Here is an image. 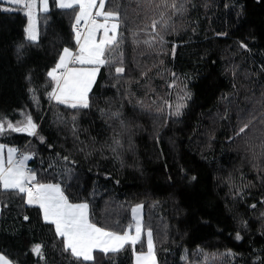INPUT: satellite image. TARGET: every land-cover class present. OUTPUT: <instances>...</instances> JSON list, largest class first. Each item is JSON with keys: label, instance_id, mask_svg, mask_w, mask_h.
<instances>
[{"label": "trees", "instance_id": "trees-1", "mask_svg": "<svg viewBox=\"0 0 264 264\" xmlns=\"http://www.w3.org/2000/svg\"><path fill=\"white\" fill-rule=\"evenodd\" d=\"M177 2L185 10L173 15L162 0H106L105 10L121 11L126 74L117 79L114 68L102 67L87 109L48 96L47 71L64 47H76L77 6L50 0L35 43L25 39L21 10L0 11V115L30 114L38 125V136L6 131L0 143L34 153L27 167L41 182L63 181L73 202L87 199L100 226L126 228L142 204L157 264H264V0ZM161 12L171 17L157 29L165 43L149 46V26ZM185 90L191 99L182 114L169 115L165 101L174 110ZM252 117L251 130L237 136ZM25 199L0 188V252L18 264H78ZM142 240L137 252L146 251ZM36 243L45 259L31 253ZM94 255L98 264H134L130 245Z\"/></svg>", "mask_w": 264, "mask_h": 264}, {"label": "snow or ice", "instance_id": "snow-or-ice-1", "mask_svg": "<svg viewBox=\"0 0 264 264\" xmlns=\"http://www.w3.org/2000/svg\"><path fill=\"white\" fill-rule=\"evenodd\" d=\"M53 2L60 9H73L74 6H78L79 11L76 12L75 22L72 25L76 47H64L55 65L47 71L51 85L48 96L49 99L72 109H87L90 107L89 94L102 67H108L110 70L114 68L117 79L126 74L124 54L121 51L123 40L120 34L121 11L119 6L116 10H105L106 0H53ZM6 4L12 7H5ZM162 5L170 9L173 15L185 10L184 4L178 3L177 0H171V3H168V0H162ZM20 6L26 10L25 15L28 20L24 29L25 39L29 43L38 42L39 15L50 12V0H0V11L11 12ZM156 7H161V4ZM225 7L229 5L226 4ZM242 14L241 6V11L237 13V16ZM170 20L171 17L165 18L164 12L160 13V19H153L149 26L151 29L149 39L144 43L149 46L157 42L163 45L164 37L157 29L159 26L160 29L166 30L170 26ZM98 33L102 35L98 36ZM136 35L137 33L134 32L133 37ZM218 35L227 34L219 33ZM240 47L248 49V45L242 41ZM24 48L23 43L17 46L18 59ZM172 53L175 54V46L172 48ZM172 76L175 77V73H172ZM175 86L176 80L173 79L169 87ZM30 91L34 90L30 89ZM189 99H191V93L185 90L184 94L178 97L179 102L174 106V110H172L173 105L165 101V105L170 110L169 115L180 116ZM113 116L118 118L119 113H113ZM255 119L256 117H252L247 122H243L236 135L247 134ZM37 129L38 125L30 114H25L23 120L16 121L9 119L7 115H0V134L11 131L38 136ZM40 140L44 142V137H40ZM113 143L120 146L118 139H114ZM33 155L32 152H22L16 147L0 143V188L15 190L23 194L27 205L36 206L39 209L43 221L54 225L55 235L62 238L63 252H70L78 264H86V262L98 264L94 255L97 250L104 255L116 254L126 245H130L133 249L135 264H157L154 231L143 220L142 204H137L131 209L133 223L128 224L126 228L113 231L108 227L100 226L93 222V212L89 201L81 199L80 202H73L70 194H66L67 186L63 181L41 182L37 172L27 167V162ZM61 159L65 163L75 164V161H69L67 156ZM65 171H70V169H65ZM195 179V176L191 177V180ZM252 207L254 208L255 205ZM24 220H29V217L25 215ZM142 236H146L147 250L137 252L136 245H143ZM236 239H241L239 233ZM30 251L41 259H45L42 243L34 244ZM0 264H18V262L0 252Z\"/></svg>", "mask_w": 264, "mask_h": 264}, {"label": "rangeland", "instance_id": "rangeland-1", "mask_svg": "<svg viewBox=\"0 0 264 264\" xmlns=\"http://www.w3.org/2000/svg\"><path fill=\"white\" fill-rule=\"evenodd\" d=\"M15 9H17V10H21L23 13H24V15H25V9L22 7V6H20V8L19 7H16ZM79 11V8H78V6H77V10H76V12H78ZM94 11H95V9H94ZM26 16V15H25ZM26 26H27V23H28V20H27V16H26ZM98 34H101L102 35V33H98ZM12 147V146H11ZM5 155H6V150H5ZM145 243H146V250H147V240H146V236H145ZM134 264H135V261H134Z\"/></svg>", "mask_w": 264, "mask_h": 264}, {"label": "crops", "instance_id": "crops-1", "mask_svg": "<svg viewBox=\"0 0 264 264\" xmlns=\"http://www.w3.org/2000/svg\"><path fill=\"white\" fill-rule=\"evenodd\" d=\"M101 34H98V36H100ZM142 211V210H141ZM41 216H42V214H41ZM53 227H54V225H53ZM98 251V250H97ZM134 261H135V257H134Z\"/></svg>", "mask_w": 264, "mask_h": 264}, {"label": "built area", "instance_id": "built-area-1", "mask_svg": "<svg viewBox=\"0 0 264 264\" xmlns=\"http://www.w3.org/2000/svg\"><path fill=\"white\" fill-rule=\"evenodd\" d=\"M74 31V30H73Z\"/></svg>", "mask_w": 264, "mask_h": 264}]
</instances>
